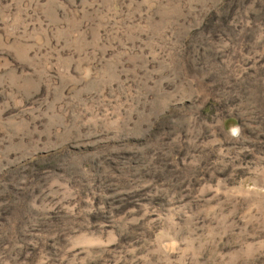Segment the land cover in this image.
I'll list each match as a JSON object with an SVG mask.
<instances>
[{"label":"rangeland","instance_id":"1","mask_svg":"<svg viewBox=\"0 0 264 264\" xmlns=\"http://www.w3.org/2000/svg\"><path fill=\"white\" fill-rule=\"evenodd\" d=\"M0 264H264V0H0Z\"/></svg>","mask_w":264,"mask_h":264}]
</instances>
